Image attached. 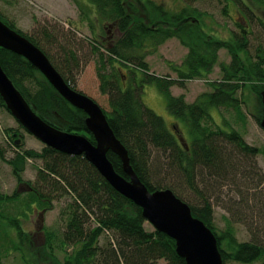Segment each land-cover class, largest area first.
I'll use <instances>...</instances> for the list:
<instances>
[{"label": "trees", "instance_id": "16d2710c", "mask_svg": "<svg viewBox=\"0 0 264 264\" xmlns=\"http://www.w3.org/2000/svg\"><path fill=\"white\" fill-rule=\"evenodd\" d=\"M18 1L5 2L7 7L14 8ZM72 1L81 11L80 22L93 28L97 21L100 29V24L107 22L106 28L114 25L117 30L118 36L111 40L107 33L99 34L93 28L100 39L89 40L93 51L99 53V89L102 95L108 96L110 110L95 101L104 111L115 136L126 147L137 176L150 191L171 189L190 206L194 217L216 235L224 264L264 262V172L257 162L261 151L234 128L226 131L217 125L213 115L215 108L237 109L240 115L237 120L246 122L248 115L241 110V105L246 104V91L257 98L264 95V51L257 50L253 60L248 31L240 23L237 26L242 31L234 35L235 39L217 38L216 32L207 25L205 16L208 14L193 5L200 0H180L185 6L179 10L153 0H138L139 8L149 13L147 18H141L139 9L128 0H88V7L82 5V0ZM230 1L236 6L245 2L227 0L224 7L227 16H230ZM250 1L264 9V0ZM33 5L43 11L40 6ZM49 11L54 12L50 8ZM43 12L49 14L46 10ZM4 14L0 9V19L39 47L66 83L78 90L75 72L80 64L78 55L58 42L63 36L67 38L65 33L69 31L61 27L55 33L51 23L46 21L27 34L18 28L15 19L9 20ZM259 23L264 29V21ZM171 38L179 39L188 49L182 65L174 67L179 79L151 73L147 62L148 54L156 52ZM51 48L57 49L61 57L54 58L49 52ZM221 49L230 55L231 64L220 62ZM0 64L42 119L64 132L84 135L95 143L86 127L87 115L65 100L30 61L0 48ZM217 65L223 78L211 83L213 91L204 94L201 100L189 103L184 96L172 93L173 86L184 87L185 81L208 77ZM151 84L163 94L169 114L177 121L171 127L167 119L143 102L144 89ZM238 92L241 99L237 97ZM0 104L5 106L1 97ZM7 135L13 144L16 143L8 130ZM108 157L115 170L128 178L121 159L111 151ZM0 159L6 160L3 148H0ZM20 159L42 163L36 165L38 172L34 185L30 186L32 192L23 196V200L31 204L41 202L45 208L51 207V199L57 198L56 194L69 201L61 212L58 231L48 233L47 252L52 256L49 263L159 264L164 261L186 264L177 253L176 241L156 229L147 230L142 209L114 189L84 156L68 155L48 146L40 153H16L8 163L13 165L17 179L23 171ZM209 180L213 182L210 185ZM224 187H227V194L232 192L233 195L227 206L230 215L225 217L226 228L219 231L215 206L210 198ZM221 195L217 200L220 201ZM19 197L18 193L9 196L0 192V222L7 220L10 225L9 233L0 235V246L12 244L16 251L25 236L22 220L9 221L10 214L4 207L7 202H19ZM235 223L247 227L251 235L249 241L237 240ZM9 235H15L17 241L11 240ZM55 238L59 244L54 243ZM55 249L63 253L62 261ZM29 258L33 261V256Z\"/></svg>", "mask_w": 264, "mask_h": 264}, {"label": "rangeland", "instance_id": "374dc122", "mask_svg": "<svg viewBox=\"0 0 264 264\" xmlns=\"http://www.w3.org/2000/svg\"><path fill=\"white\" fill-rule=\"evenodd\" d=\"M6 0H0V9L4 11L9 20H14L23 32L30 34L35 28H40V24H44L49 21L52 25V30L55 33L63 29H67L69 33H65L66 37H61L59 44L61 47L67 46L76 52L80 60L78 68L75 70L77 73V89L78 91L88 95L92 99L96 100L104 109L110 110L108 103V96H104L100 92V81L98 78V71L100 67L99 53L93 51L90 46L91 39H100L96 33L93 32V28L99 34L107 33L111 40L118 36L117 30L112 23V27L107 26V22L100 24L96 21L95 27L91 28L90 24L80 22L81 11H79L78 5L72 0H19L14 8L7 7ZM136 6L139 11L138 15L141 18H147L148 12H144L139 8L138 0H128ZM156 3L165 4L168 8L179 10L185 6L180 0H153ZM238 6L231 5L230 1V16L224 14V7L227 0H200L195 2L193 5L202 12L207 13L205 16L207 25L216 32L217 38L230 41L235 39V34H240L241 29L238 28V24L242 25L244 29L248 31L250 54L256 58L257 50L264 51V29L260 25V20L264 21V13L262 8L253 5L250 0H242ZM82 5L88 7V0H82ZM38 5L42 10H46L49 14L38 10L34 5ZM9 6V5H8ZM49 8L53 13L49 11ZM247 8L248 10H244ZM250 9V10H249ZM245 12L250 13L248 16ZM51 14V15H50ZM253 16V17H251ZM56 23L61 25L56 26ZM99 27V29H98ZM213 35V34H212ZM103 42L106 43V40ZM51 45V43H48ZM60 48V47H58ZM54 58L61 57L60 52L57 49H50L49 51ZM188 54V49L184 47L179 39L171 38L162 44L156 52L149 53L147 56V62L149 64L151 73L161 77H172L179 79L178 73L174 70V67H179L185 60ZM220 62H224L229 65L232 62L230 55L225 49H221L219 52ZM127 73V72H125ZM223 73L220 71V66L217 65L214 71L206 78H197L190 81H185V86H173L171 88L172 93L175 96H184L185 100L189 103L201 100L204 94H209L213 91L215 80H221ZM237 97L241 99V94L238 92ZM143 102L153 109L157 114L162 116L165 120L167 119L169 126L171 127L174 120L172 115L169 114L167 109L166 101L163 94L157 89L155 85H147L142 95ZM246 104L241 105V110L244 111L248 118L245 123L238 121L240 115L237 109H217L213 111L214 120L217 125L222 127L224 130L229 131L234 128L240 132L247 142L252 146L259 147L261 153L257 156V162L260 168L264 172V128L262 122L264 120V95L257 98L256 95H251L249 91H246L244 96ZM234 110V111H233ZM7 130L16 143H12L10 137L7 135ZM19 141V143H17ZM11 142V144H10ZM40 140L29 134L24 127L11 115L6 106L0 104V148L4 150V156L6 160L0 159V192L3 195L15 196L18 193L19 202L11 201L5 204V211L10 214L9 221L13 218L21 219V228L25 232L23 241L19 247V250H14L13 246L6 245L5 243L0 246V264H53L48 262L52 257L47 252V238L48 233L58 231L61 221V212L66 208L68 198L57 195V198L51 199V207L45 208V204L35 201L31 204V201L23 200V196H28L29 192H32L30 186L34 185L37 178L36 165L40 166L42 163L38 160H27L23 161L20 159L23 171L21 177H17L13 174V166L8 160L11 161L15 154L24 155L28 151L41 152L45 147ZM161 160H163L161 158ZM159 160V161H161ZM28 185H27V184ZM213 183L209 180V185ZM31 188V189H30ZM227 187L222 190L216 191L212 194L210 200L214 207L215 212V223L222 231L226 228L227 221L225 217L229 216L227 206L230 203V195L232 192L227 194ZM222 193L220 201L217 200L218 195ZM46 200V199H45ZM23 210V211H22ZM20 213L22 216H20ZM234 228L236 230V238L239 242L249 241L251 235L245 225L235 223ZM145 227L147 230L152 231L154 227L151 223L146 222ZM10 225L7 220L0 222V235L5 236L3 232L9 233ZM13 229V228H11ZM14 230V229H13ZM60 231V230H59ZM10 236V235H9ZM11 237V236H10ZM11 240L17 241L15 235H12ZM54 243H58L55 238ZM56 255L62 261L64 255L57 249ZM71 250V249H70ZM69 250V251H70ZM33 256V261L29 258ZM48 256V257H46ZM50 257V258H49ZM263 261H259L251 264H263ZM159 264H166L164 261H160ZM231 264H239L232 262Z\"/></svg>", "mask_w": 264, "mask_h": 264}, {"label": "water", "instance_id": "95a60500", "mask_svg": "<svg viewBox=\"0 0 264 264\" xmlns=\"http://www.w3.org/2000/svg\"><path fill=\"white\" fill-rule=\"evenodd\" d=\"M0 48L25 57L65 100L82 110L87 115L86 127L95 143L84 135L64 132L42 119L0 64V97L29 134L61 153L84 156L114 189L142 209L144 218L154 229L176 241L177 253L186 264H224L216 235L194 217L190 206L171 189L152 192L140 180L130 164L126 147L115 136L101 106L88 95L72 89L39 47L1 19ZM110 151L121 159L128 178L115 170L108 157Z\"/></svg>", "mask_w": 264, "mask_h": 264}]
</instances>
